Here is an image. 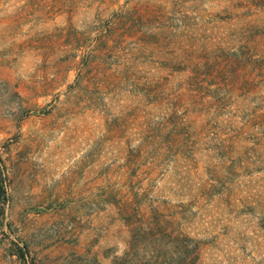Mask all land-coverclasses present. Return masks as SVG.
Masks as SVG:
<instances>
[{
  "label": "rangeland",
  "instance_id": "obj_1",
  "mask_svg": "<svg viewBox=\"0 0 264 264\" xmlns=\"http://www.w3.org/2000/svg\"><path fill=\"white\" fill-rule=\"evenodd\" d=\"M219 47L264 54V0H0V264H116L129 237L124 212L151 205L202 240L198 264H264V129L244 134L246 150L235 139L230 156L217 153L215 181L206 145L193 147L175 183L169 158H156L160 140L145 149L141 138L144 121L158 135L183 114L171 79L167 94L139 103L159 68L194 65ZM251 77L260 79L239 67L230 78ZM259 89L241 92L237 121L259 105ZM215 93L225 102L210 118L240 102L238 91Z\"/></svg>",
  "mask_w": 264,
  "mask_h": 264
},
{
  "label": "trees",
  "instance_id": "obj_2",
  "mask_svg": "<svg viewBox=\"0 0 264 264\" xmlns=\"http://www.w3.org/2000/svg\"><path fill=\"white\" fill-rule=\"evenodd\" d=\"M215 49L218 50L209 53V57L194 65H184L183 61H180L166 69L159 68V77L154 82H149L150 92L146 89L139 93V103L146 104L144 100L148 101L151 96L167 94L168 89L165 82L168 83L171 79L173 98L179 106V112L183 114L173 123H170L171 121L160 123L158 135L156 131L148 135L150 122L144 121L140 133L141 138L144 139L145 149L148 148L150 142H155V139L163 144L156 158L161 160L169 158V170L179 174L178 179L174 180L175 183L180 178L184 180L187 178L194 161L193 147L197 150L200 143L207 146L208 153L205 160L207 167L211 166L214 169L216 179L212 180L215 181L221 178L216 174V170L225 163V161L221 162V159L217 161V153H220L223 158L230 156L229 151L232 150L233 143L231 140L235 139L241 140L244 143L242 149L246 150L250 141L244 134H248L250 129H264V94L261 93L264 92V54L248 58L245 55L239 56L237 50L231 52L229 48L224 49L223 47ZM222 51L226 52V57L220 56ZM93 54L90 56L98 57L95 53ZM221 60H224L225 65L219 67L218 62ZM239 67L243 70L251 67L256 74L260 75V79L255 80L251 77L240 82L232 80L230 77ZM217 74H224L225 79L218 82L212 80ZM164 77L165 80H163ZM208 82L215 86L214 89H210L209 86L207 89H202L201 85L206 86ZM223 88L227 89V97L232 91H238L236 95L239 96L236 99L240 102H236L232 112L221 113L217 119L215 116L210 118L215 108L225 102L224 97H219L215 93V90L220 92ZM248 88L253 89L255 93L261 88L258 93L259 105L257 101L251 106L248 104L247 109L251 111L250 117L247 120L237 121L239 113L245 111L241 103L244 96L241 98L240 94ZM206 97L214 101L208 104L213 108L210 113L204 112V107H208L204 104ZM228 131L230 135L224 140L223 136ZM213 186L210 182L197 189L202 190L201 194L205 195ZM5 198L4 165L0 159V215L3 213ZM177 218L175 213H167L164 207L158 205H151L149 210L143 212L133 207L125 211L123 220L127 225L129 237L123 253L114 257V262L116 264H198L203 249L202 240L184 233L177 225ZM18 248L21 256L26 254L24 247Z\"/></svg>",
  "mask_w": 264,
  "mask_h": 264
}]
</instances>
